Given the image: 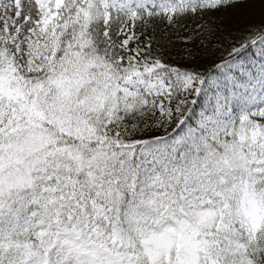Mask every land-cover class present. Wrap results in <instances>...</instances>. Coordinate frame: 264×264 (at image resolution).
<instances>
[{
  "label": "snow or ice",
  "instance_id": "6c2138e0",
  "mask_svg": "<svg viewBox=\"0 0 264 264\" xmlns=\"http://www.w3.org/2000/svg\"><path fill=\"white\" fill-rule=\"evenodd\" d=\"M0 264H264V0H0Z\"/></svg>",
  "mask_w": 264,
  "mask_h": 264
}]
</instances>
